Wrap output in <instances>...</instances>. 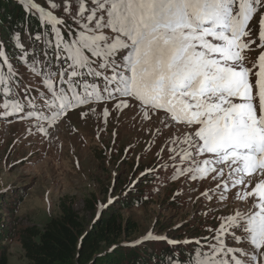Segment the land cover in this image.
<instances>
[{
  "label": "snow or ice",
  "instance_id": "obj_1",
  "mask_svg": "<svg viewBox=\"0 0 264 264\" xmlns=\"http://www.w3.org/2000/svg\"><path fill=\"white\" fill-rule=\"evenodd\" d=\"M20 7L27 37L16 29L0 39V119L37 137L70 126L73 115L85 124L138 121L149 143L134 169L142 179L199 182L207 191L196 211L212 222L197 236L149 232L136 244L168 245L166 264H264V0Z\"/></svg>",
  "mask_w": 264,
  "mask_h": 264
},
{
  "label": "rangeland",
  "instance_id": "obj_2",
  "mask_svg": "<svg viewBox=\"0 0 264 264\" xmlns=\"http://www.w3.org/2000/svg\"><path fill=\"white\" fill-rule=\"evenodd\" d=\"M20 34L26 38L28 33L22 31ZM68 124L70 126L58 131L52 129L53 134L49 137H37L34 130H25L28 128L25 123L0 119V194H8L7 201L15 206L18 196L14 194L15 190L24 192L11 214L2 213L11 225V232L5 231L0 248L7 257V264H30L21 247L20 235L26 227L42 229L47 221L58 216V204L63 197L71 201L81 222L89 228L102 203L105 209L110 197L113 202L120 198L116 196L119 189L115 185L114 191L110 189L114 177L121 183L120 187L130 180L142 182L152 177L139 190L140 204L123 212L138 225L134 237L123 242L124 247L141 251L144 245L136 242L143 240L149 232L167 233L177 238L197 236L212 222L211 218L205 220L202 211H196L201 203L198 197L207 191L199 182L189 181L185 185L182 177L166 180L155 173L144 179L136 172L131 175L137 157L145 156L140 144L147 149L149 143L145 139L147 130L138 138L141 132L138 121L126 118L105 124L103 118L93 117L85 124L77 123L73 115ZM122 158L126 159L124 164L120 162ZM146 163L147 158L140 160L139 168L143 169ZM123 171H126L125 176ZM132 188L130 184L129 189ZM177 192L179 196L175 195ZM90 195H95V202L98 200L92 211L84 202ZM177 224L182 227L176 229ZM145 244L150 252L169 247ZM195 259L194 256L193 261ZM162 260V264H166L164 254Z\"/></svg>",
  "mask_w": 264,
  "mask_h": 264
},
{
  "label": "trees",
  "instance_id": "obj_3",
  "mask_svg": "<svg viewBox=\"0 0 264 264\" xmlns=\"http://www.w3.org/2000/svg\"><path fill=\"white\" fill-rule=\"evenodd\" d=\"M18 1L0 0V39L8 40L16 29L19 32H29L28 17L25 16ZM31 28L35 30V20L31 21ZM125 160L122 158L120 162L124 164ZM135 172L140 175V172L135 169L131 175ZM122 174L125 176L126 171ZM150 178L152 177L143 178L142 182L137 179L139 183H136L130 190L129 182L120 187L121 183L114 177L110 189L113 190L115 185L119 189L116 196L120 198L105 208L102 215L98 212L89 228L81 222L71 201L64 197L61 198L58 204V216L47 221L42 229L35 226L26 227L21 233L20 241L25 257L30 264H157L158 255L160 261L164 263L163 254L171 252L167 246L158 252H150L146 244H143L144 248L141 251L122 245L124 241L134 237L138 226L130 217L124 216L123 212L131 206L136 207L140 204L139 190ZM123 191L126 192L123 194ZM14 194L18 195L15 199L18 205L24 197V192L15 190ZM8 196V194H0V248L5 231H8L6 233L11 232L10 222L4 219L2 213L11 214L17 206L7 201ZM95 199V195L84 199L86 208L92 211L96 202L98 205V200L95 202ZM102 253L105 255L102 256ZM180 254L183 258V248ZM172 255H177V253H172ZM166 257L168 258L167 255ZM0 264H7V257L3 251H0Z\"/></svg>",
  "mask_w": 264,
  "mask_h": 264
}]
</instances>
